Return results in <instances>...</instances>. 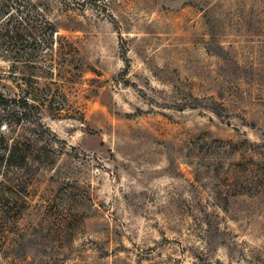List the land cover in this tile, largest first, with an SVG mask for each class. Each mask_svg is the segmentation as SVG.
I'll return each mask as SVG.
<instances>
[{
  "label": "rangeland",
  "instance_id": "374dc122",
  "mask_svg": "<svg viewBox=\"0 0 264 264\" xmlns=\"http://www.w3.org/2000/svg\"><path fill=\"white\" fill-rule=\"evenodd\" d=\"M0 94V264H264V0H0Z\"/></svg>",
  "mask_w": 264,
  "mask_h": 264
},
{
  "label": "trees",
  "instance_id": "16d2710c",
  "mask_svg": "<svg viewBox=\"0 0 264 264\" xmlns=\"http://www.w3.org/2000/svg\"><path fill=\"white\" fill-rule=\"evenodd\" d=\"M27 101L29 99H21L18 102H11V108H15L17 115L16 124L23 125L25 123L35 124V120L29 119L32 117L33 106ZM9 102L0 94V129L2 127L6 128L9 123L7 122V114L5 113L6 109L9 107ZM21 108L22 112H19ZM216 109H213V112L216 113ZM4 141L3 136L0 135V142ZM30 140L25 138H14L11 141H8L5 144L4 152H0V171L2 168H16L22 169L30 167L31 159L34 155V146Z\"/></svg>",
  "mask_w": 264,
  "mask_h": 264
}]
</instances>
